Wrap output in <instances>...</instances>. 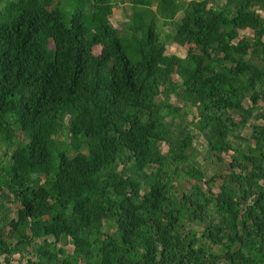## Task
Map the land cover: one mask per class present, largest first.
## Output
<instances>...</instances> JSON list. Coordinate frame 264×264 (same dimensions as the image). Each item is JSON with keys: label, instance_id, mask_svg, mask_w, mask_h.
I'll list each match as a JSON object with an SVG mask.
<instances>
[{"label": "trees", "instance_id": "16d2710c", "mask_svg": "<svg viewBox=\"0 0 264 264\" xmlns=\"http://www.w3.org/2000/svg\"><path fill=\"white\" fill-rule=\"evenodd\" d=\"M119 1L0 0V264H264V0Z\"/></svg>", "mask_w": 264, "mask_h": 264}, {"label": "rangeland", "instance_id": "374dc122", "mask_svg": "<svg viewBox=\"0 0 264 264\" xmlns=\"http://www.w3.org/2000/svg\"><path fill=\"white\" fill-rule=\"evenodd\" d=\"M58 1H63L65 2V0H58ZM153 8V7H152ZM259 13L264 16V11L262 10H259ZM131 16V8H130V5L127 4V3H124V2H120L119 0H114V9H113V12L112 14L109 16V20H110V23L115 26L116 28H119L123 22H125L126 20L129 19V17ZM179 17V14H177L174 18V20H177ZM156 25L157 27L160 29V32L161 34H164V33H168L172 30V25H165V26H162V24L160 23V20L158 18V16L156 15ZM249 35L250 34V31L248 29H245V30H240L239 31V35ZM189 49H187V47H180L174 43H167L166 45V48H165V53L167 54H175L179 57H182ZM99 51V48L98 47H93V52L94 53H98ZM173 78L175 80L176 77L173 76ZM170 102L175 104V105H178L179 103L176 101V99L171 96L170 97ZM190 115H187V120L190 119ZM252 122V120L250 121ZM64 136L61 135V139L63 138ZM17 138L18 139H22V134L21 132H17ZM195 147L197 150H199V152L203 153L204 152V143H203V140L200 136H197L194 141H193ZM161 150L164 151L165 150V145L164 144H161ZM2 152H3V147H0V160L1 161H4L5 160V157H3L2 155ZM197 160L200 164L206 166V163L204 161H202L201 159V155H198L197 156ZM203 166V167H204ZM58 245H60L62 248H64L66 251L70 252L71 249H72V246L71 244L69 243L68 239L67 238H61ZM27 250L29 251L30 248L28 247ZM27 256H31L30 253L27 255ZM17 255H13L12 256V259L10 260H6L4 259L5 262H3L4 264H23L24 263V260H25V257L21 259V261L19 263H17Z\"/></svg>", "mask_w": 264, "mask_h": 264}]
</instances>
